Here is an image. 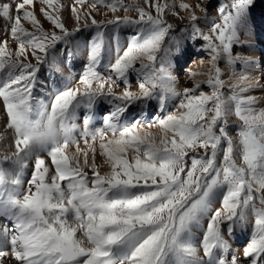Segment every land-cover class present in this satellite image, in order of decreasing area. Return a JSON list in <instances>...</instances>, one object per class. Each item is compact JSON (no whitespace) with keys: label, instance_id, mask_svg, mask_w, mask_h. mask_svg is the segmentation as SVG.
Listing matches in <instances>:
<instances>
[{"label":"snow or ice","instance_id":"6c2138e0","mask_svg":"<svg viewBox=\"0 0 264 264\" xmlns=\"http://www.w3.org/2000/svg\"><path fill=\"white\" fill-rule=\"evenodd\" d=\"M211 3L198 0L195 9L204 14L198 16L182 0H144L147 8L125 0H74L69 30L62 0H0L11 37L0 41V101L15 148L0 152V219L7 221L0 224V264L6 258L8 264H264V109L246 94L260 85L242 74L246 85H233L226 98L219 66L251 63L234 55V46L241 33L255 30L256 0H221L219 22L206 32L199 22L209 23ZM37 4L51 29L43 26ZM97 5L113 18L96 20L88 9ZM177 7L189 13L179 29L166 19V13L179 15ZM120 11L136 17L115 15ZM109 26L137 29L122 53L117 47L114 61L106 48ZM82 29L94 34L85 42L77 86L66 77L60 90L53 80L49 104L36 95L45 84L43 68L48 78L63 75L57 54L71 61ZM182 40H202L197 51L208 52L211 67L190 73L192 86L179 89L170 57L180 56ZM101 102L110 110L104 127L95 128ZM170 105L174 111L168 112ZM232 116L239 121L235 137ZM97 142L107 171L96 163ZM218 197L221 206L213 209ZM249 210L255 217L251 239L242 252L233 250L228 237L247 226ZM205 221L201 255L194 236Z\"/></svg>","mask_w":264,"mask_h":264},{"label":"rangeland","instance_id":"374dc122","mask_svg":"<svg viewBox=\"0 0 264 264\" xmlns=\"http://www.w3.org/2000/svg\"><path fill=\"white\" fill-rule=\"evenodd\" d=\"M67 1H70L71 5L73 6L74 0H67ZM64 2H66V1L65 0H62V3L65 5ZM92 2H93V0H88V5H90ZM134 2L135 3H139L141 6H144V7L147 8V6L144 5V0H134ZM162 2H163V0H162ZM220 2H221V0H212L211 6H209V8H208V11H209V23L208 24H205L203 22V20H201L199 22V26L201 28H203L206 32H207L208 28L211 27V22L213 20H215L216 22H219V17H218V15L216 13V7L218 6V4ZM225 2H226V0H225ZM263 2H264V0H263ZM37 5H39V4H37ZM195 5H196V3L195 4H192V6H193L194 9H195ZM97 7L102 8L103 10H109L107 7H104L102 5H97ZM88 10H90V9H88ZM151 11H152L153 14H155L154 9H152ZM195 11H196V14L198 16H203L204 15L202 12L199 11V9H195ZM186 13H187L186 20H184V19L177 20V23H175L177 29L183 27L184 25H186L188 23L189 13L188 12H186ZM252 14H253V20H254V23H255V30L252 33H241L240 34V41H241V43L239 45L234 46V55L244 57L245 60H246V57L247 56H251L252 55V57L254 59V62H255L254 63V71L256 69L255 72H257V71H259L260 66L263 65V60L262 61L260 60V62H257L256 61V55L254 54V49L255 48H257L259 50L261 49V44H262V40H263L262 39V37H263L262 30L264 29V4H262V2L260 0H256L255 7L252 9ZM39 17L41 19V22L43 23V26L46 29H51V25L49 23H47L46 20H44L42 16H40V13H39ZM131 17L135 18L136 15H134V16L132 15ZM166 17H167L166 19L168 20V22H170V18L168 17V13H166ZM107 20L108 19H103V21H107ZM99 21H102V19H99ZM170 23H172V22H170ZM65 24H66V27L69 30H71L72 28L75 27V21L73 20V18L71 16L68 17V21ZM136 31H137V29H135L133 27L121 26L119 29H115L112 26H109V28H108V30L106 32V48H110V51H111V59L113 61H114L115 56H116L117 47H119V49L121 50V53H122L123 49L126 48L127 45H128L127 43H128V41L130 39L127 40V42H126L125 40H123L125 38V36L129 35L130 38H131L132 36H134L136 34ZM178 33L179 32L177 31L175 33V35H179ZM93 34H94V30H92V29H89L88 31H84L82 29L81 30V33L78 34V36L76 38L77 41L80 42L79 43V47H77V45H76L75 42L72 45L73 51L75 52V56L73 57V60H77L78 58H81L80 60L82 61L83 66L86 63V54L84 53L85 42L87 40H90L91 39V36ZM3 40H9V41H11V37L6 34V31H5V21L2 20V19H0V41H3ZM183 41L184 40L181 41V54H180V56L177 57L175 54H173L171 56V58H172L171 59L172 60L171 63H172L173 66L171 67L170 70L171 71L173 70L172 73L173 72L175 73V75H174V73H173V75L178 80V82H177V85L178 86L177 87L179 89H182L183 87H191L192 86L193 81L189 78V74L190 73H207L208 70H209V68L211 67L210 64H209L210 56H209V54H208L207 51H204V50H200V51H196L195 50L194 51V49L190 45L187 44V41H184V42ZM203 43L204 42L202 40H200L198 44L200 45V44H203ZM11 46H13L15 48V44H11ZM168 46L169 45H167V44L165 45V47H168ZM59 47L60 48H63L64 45L61 44ZM174 51L175 50L173 49V53H174ZM262 52L264 54V51L263 50H262ZM66 57H67L66 55H61V54L58 53L57 54V58H58L57 61L58 62H63V59L66 58ZM107 57H108V55L106 54L105 55V59H104V63L105 64H107L108 63V60H109V57L108 58ZM244 63H245L244 60H238L236 62V64L231 65V66L227 65L226 63L224 64V62H221L219 64L220 67L223 66V67H221V70H222V73H223L222 79L225 81L224 92H225L226 98H227L228 95L231 94L229 92V89L233 85H239L241 87L245 86L246 81L241 80L242 73L244 75H246L248 73L247 67L244 66ZM227 69H229V70H227ZM83 70H84V67H82V72H83ZM100 70L103 71L102 72L103 75H105V74L108 75V71L106 70V68H100ZM43 74H45V75H43ZM43 74L41 76L42 79H44L45 77L48 76V68H47V66L46 67L44 66V68H43ZM226 74H228V75H226ZM54 77L52 79L50 78V81L48 83L45 82V84L44 85H41V86H44V87L47 86L48 87L49 84H51V86H54L53 85V80H55V82L60 81V79H59L60 77L57 76V73H56V75ZM56 78H57V80H56ZM135 79H136V74L133 73V75L131 76V84H133L136 81ZM203 79H206V76H204V75H197V76H195V80H203ZM257 81H259V84L263 85L262 84L263 77L260 76V78ZM63 84H62L63 87L61 86L59 88L60 90H63L64 89L65 84L64 85ZM39 86L40 85H38L37 88H36V95H37V93H39L38 92L39 91ZM202 87H203V90L205 92H209L210 91V89L207 87V85H203ZM246 94L248 95L249 93H246ZM52 96H54V95H52ZM52 98L53 97H51V99ZM109 110H110V106L107 105V104H104V103L101 102V104L97 105V119H96V121L94 123V127L95 128H103L104 127V124H103V116L102 115L105 114ZM173 110H174V108H172V107H169L168 108V112H171ZM83 111H84L83 109L80 110L81 113H83ZM133 111H136V109H133ZM103 112H105V113H103ZM155 114H156V112L153 111L148 116V119L150 120L151 119V116L152 115H155ZM164 115H167V112H165ZM82 119H83V117L81 115L80 118H79V120H78V123L82 124ZM6 123H7V116H6V113L4 112V109H3V103H2V101H0V134H3L5 136V139L0 140V152H2V153H10V152L15 151V148H14V145H13V142H12L11 131L10 130L5 131V128H4V126H5ZM229 124H230V127L232 129V131L230 132V134L233 137H235L236 136V127H237V124L234 123V122H232L231 120L229 121ZM145 130L148 131L147 127H145ZM150 131L153 132V133H158L159 130L157 131V128H155V129H152ZM89 143H91V140H89ZM80 147L81 148H85L86 147L85 144L83 143V141H81ZM70 151L74 152L75 151V147H73ZM91 155L92 154L89 153V159L90 160H91ZM103 159L104 158L99 155V147H98V142H97L96 163L98 165H101L102 166L101 167V171L102 172L108 170L106 166H103ZM6 167H7V165H6ZM32 170L33 169H32V166L30 164V166L26 169V172H25V183L23 185V187L25 189L27 188L26 181L31 178ZM257 207H259V203L258 202H257ZM252 216H254V215H252ZM0 223L1 224L7 223V221H5L3 219H0ZM206 227H207V222L205 221L203 228L200 229V230H198L195 233V236H194V243H195L196 247L198 249H200V254L201 255H202V248L200 247V242L203 239V232H204V230H206ZM252 231H253V228L249 227L248 224L244 228L238 226L235 229L234 235L231 236V237L233 239H235V241L237 242L236 238L237 239L238 238L241 239L242 237H246V235L248 233L251 234ZM247 242L248 241H245V243H247Z\"/></svg>","mask_w":264,"mask_h":264},{"label":"bare ground","instance_id":"6f19581e","mask_svg":"<svg viewBox=\"0 0 264 264\" xmlns=\"http://www.w3.org/2000/svg\"><path fill=\"white\" fill-rule=\"evenodd\" d=\"M66 2L65 3V7L62 11V16H63V19L65 21V23H67L68 21V17H72V5L70 3V1H67L65 0ZM198 0H182L183 3H186V4H195L197 3ZM262 2V4H264L263 0H260ZM131 2H134V0H125V3H131ZM167 2L169 3H176L177 5L181 2V0H168ZM199 2L203 4H206L207 3V0H199ZM216 2V1H215ZM88 5H85V8H87ZM39 8H40V5H36V10H37V14L39 16ZM90 9V8H89ZM212 10V9H211ZM91 14L92 16L99 21V19H112L113 18V13L110 11V10H103L102 8H99L97 7L96 10H91ZM176 11L179 13V15L177 16H173L171 15L170 13H168V17L170 18V22H172L173 24L177 23V20H181V17H183L184 20H186L187 18V13L185 11H181L178 7L176 9ZM211 13V12H210ZM213 13V12H212ZM115 15H119V16H124V15H129V16H134L136 15L135 12H129V13H124L123 11H120L118 13H116ZM167 18V17H166ZM45 22V21H44ZM47 22V21H46ZM180 22V21H179ZM48 23V22H47ZM182 23V22H181ZM179 24V23H178ZM259 30V29H258ZM125 31V30H124ZM135 32V31H134ZM137 32V31H136ZM263 32V37H262V44H261V49H257L255 48L254 49V54L256 55V61L257 62H260V60L262 61L263 60V65L260 66V69L259 71L255 72L254 71V59L251 56H247L246 57V60H250L251 63L249 64H246L244 63V66L247 67V70H248V73L246 74V76L254 79V80H258L261 77H263V81H262V84H259L260 86L252 91L249 92L248 95H252V96H255L257 98V103L255 105V107L257 109H264V54L262 52V50L264 51V29L262 30ZM90 33V32H89ZM92 34V33H91ZM132 34V33H131ZM175 34V33H174ZM179 34V33H178ZM132 36V35H131ZM92 37V36H91ZM90 39V38H89ZM130 39V36L127 35L125 36V38L123 40H125L127 42V40ZM129 42V41H128ZM184 42V41H183ZM122 43V42H121ZM198 42H193V41H190V40H187V44L190 45L194 51L197 49H199L201 47L202 44H198ZM201 43V42H200ZM128 44V43H127ZM124 46V45H123ZM183 46V45H182ZM13 47V46H12ZM14 48V47H13ZM185 48V47H184ZM254 48V47H253ZM122 49V48H121ZM183 49V48H182ZM175 52V51H174ZM254 55V56H255ZM60 57V56H59ZM108 58V57H107ZM58 59V58H57ZM77 59V58H76ZM81 58H78L77 60H73V58L71 59V61H69V59L66 57L63 59V62L61 63V67L63 68V75H61L60 73H57V76H59L60 78V81L56 82L55 83V87L57 88H60L62 86V84L66 83V80L65 78L66 77H70L71 78V83L69 86L71 87H76L77 86V82L79 81V78H80V75L82 74V67L83 66V63L82 61L80 60ZM170 59H172L170 57ZM181 60V59H180ZM172 61V60H171ZM34 62V61H33ZM225 64V63H224ZM182 65V64H181ZM199 65V64H198ZM226 66V65H225ZM46 67V66H45ZM223 67V66H221ZM220 67V68H221ZM242 67V66H241ZM244 67V68H245ZM103 68V67H102ZM174 68V67H173ZM228 68V67H227ZM223 69V68H222ZM177 70V69H176ZM224 70V69H223ZM226 70V69H225ZM229 70V69H227ZM46 71V70H45ZM44 71V72H45ZM101 71V70H100ZM173 71V70H172ZM103 71H101L102 73ZM174 73V72H173ZM172 73V74H173ZM231 73V72H230ZM245 73V72H244ZM46 74V73H45ZM43 74V75H45ZM240 74V73H239ZM243 74V73H242ZM56 75V74H55ZM106 75V74H105ZM133 75V74H132ZM175 75V73H174ZM228 75V74H226ZM244 75V74H243ZM177 76V75H176ZM231 76V75H230ZM55 78V77H54ZM52 79V78H51ZM45 82H49L50 81V78L45 77L44 78ZM57 80V78H56ZM136 80V79H135ZM228 81V80H227ZM226 81V82H227ZM178 82V80H177ZM136 83L137 81H135L132 86H133V90H135V86H136ZM229 83V82H228ZM247 83V81H246ZM63 84V85H64ZM246 85V84H245ZM51 84H49V86L47 87H44V86H39V93H37V97L38 98H42L44 99L46 102H49L50 104V101H51V97H53L52 95H54V92H53V87L54 86H51ZM178 86V85H177ZM180 86V85H179ZM63 87V86H62ZM118 91H120V89H116ZM175 103H178L175 102ZM99 105V104H98ZM169 107H172L174 108L172 105H170ZM174 111V110H173ZM105 113V112H103ZM102 115V114H101ZM103 116V115H102ZM101 117V116H100ZM230 120L234 123H236L237 125L239 124V121L236 119L235 116H232L230 118ZM148 129V128H147ZM152 129H155V128H151V129H148V131L152 130ZM157 131H158V128H157ZM72 151H70V154H71ZM222 199V197H218L217 200L213 203V209H216V208H219L221 205H220V200ZM252 212L249 210L248 212V221H247V224L249 227L253 228V225H254V221H255V217L252 216ZM1 224V223H0ZM251 236H252V233H248L246 235V237H242L241 239L240 238H236L237 242L235 241V239H233L232 237H228L229 239V242L231 243L232 245V248L233 250H239L242 252L243 250V247H245L247 245V243L250 241L251 239ZM245 241H248L247 243H245ZM10 261V258H6V264H8V262Z\"/></svg>","mask_w":264,"mask_h":264}]
</instances>
